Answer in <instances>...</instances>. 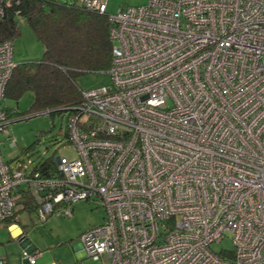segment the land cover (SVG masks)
<instances>
[{"label":"built area","instance_id":"1","mask_svg":"<svg viewBox=\"0 0 264 264\" xmlns=\"http://www.w3.org/2000/svg\"><path fill=\"white\" fill-rule=\"evenodd\" d=\"M80 2L108 14L109 83L82 91L67 122L77 155L56 176L0 154V225L22 188L40 221L98 201L103 223L79 238L104 264H264V0ZM13 47L0 43V132ZM225 233L232 248L215 249Z\"/></svg>","mask_w":264,"mask_h":264},{"label":"trees","instance_id":"2","mask_svg":"<svg viewBox=\"0 0 264 264\" xmlns=\"http://www.w3.org/2000/svg\"><path fill=\"white\" fill-rule=\"evenodd\" d=\"M20 21L25 22L41 42L43 53L36 62L15 65L4 88V99L18 102L24 93L32 92L34 99L26 112L64 113L63 135L67 143L72 144L67 122L81 104L83 91L76 85V77L85 73H106L111 65L108 14L91 11L80 0H22L5 8L0 15V43L14 41L20 32ZM4 107L8 119L18 116L15 110ZM13 159L17 161L15 166L24 165L23 159ZM56 167V161L47 158L26 169L42 176H56ZM18 191L23 189L18 188ZM26 197L32 203V198ZM29 205L34 210L37 208L36 203Z\"/></svg>","mask_w":264,"mask_h":264},{"label":"rangeland","instance_id":"3","mask_svg":"<svg viewBox=\"0 0 264 264\" xmlns=\"http://www.w3.org/2000/svg\"><path fill=\"white\" fill-rule=\"evenodd\" d=\"M70 1V0H62ZM148 0H107V12L114 14L118 10L128 6H140ZM19 35L13 41V60L16 64L23 62H36L42 57L43 46L35 38L33 31L27 27L25 22L20 21ZM76 85L81 90H90L107 85L109 76L106 73H85L76 77ZM34 99L32 92L24 93L18 102L5 98L2 103L10 109L15 110L18 116L11 124H7L4 132H0V154L4 162H10L15 166L17 161L15 157L23 159L24 166L31 168L34 164L44 159L58 158L72 159L76 157V149L72 144H68L64 137L66 119L64 113L36 114L28 113ZM27 117V118H26ZM11 121V120H10ZM15 143L11 146L12 141ZM13 159V160H12ZM32 161L29 163V161ZM57 161V160H56ZM98 201L85 200L73 205V215L66 217L63 215L53 214L43 221L39 217L36 224L28 231V240L37 248V256L45 262H62L64 264H104V257L95 258L87 256L78 250L80 243L79 234L82 231L103 223L104 208ZM64 228V244L56 245L50 241L55 233ZM1 233H5L4 226H0ZM57 234V233H56ZM231 235L225 233V236L219 244H214L215 249H231ZM7 238V237H6ZM5 245V246H3ZM13 245V246H10ZM16 245L17 239L5 241L0 244V252H4V247L10 246L9 257H16L20 264L24 260L21 249ZM18 249V251H16ZM14 255V256H13ZM10 263V261H9ZM40 264V263H38Z\"/></svg>","mask_w":264,"mask_h":264},{"label":"crops","instance_id":"4","mask_svg":"<svg viewBox=\"0 0 264 264\" xmlns=\"http://www.w3.org/2000/svg\"><path fill=\"white\" fill-rule=\"evenodd\" d=\"M14 194H16V197H15L16 198V209H14L16 212L15 213L16 216L14 217V219L3 221V223L1 224L2 226H4L6 232L1 233L0 231V244L4 243V239L5 241H13V242L15 239H17V243L19 245H16V246L18 247V249H21L22 253H23V250H26L29 253H37L38 251H37L36 246H34V244L28 240V231L33 228V225L36 224L35 221L38 220L37 212L36 210L30 207L29 204H32V203H31V200L28 197H26L27 194H25L23 191H18V189L14 192ZM12 225H16L19 228L20 232L18 235L14 234L13 231L11 230ZM63 232H64V228L56 232L57 234L55 233V236L52 239H50V241L55 243V246L64 244V233ZM78 244H79L78 250L81 251L82 253H85L82 248V245L80 243ZM10 246H13V245H10ZM10 246L8 248L4 247V252H0V257H4L6 264H19L18 259H16V257H12V258L9 257L8 252L11 250ZM18 249H16V251H18ZM38 263L40 264H64V261L62 262L57 261L54 263L50 261L45 262L40 258V256H36V264ZM20 264H29V262L27 261V259H24L22 260Z\"/></svg>","mask_w":264,"mask_h":264},{"label":"clouds","instance_id":"5","mask_svg":"<svg viewBox=\"0 0 264 264\" xmlns=\"http://www.w3.org/2000/svg\"><path fill=\"white\" fill-rule=\"evenodd\" d=\"M16 64V63H15ZM11 230L13 231L14 234H19L20 230L16 225L11 226Z\"/></svg>","mask_w":264,"mask_h":264},{"label":"water","instance_id":"6","mask_svg":"<svg viewBox=\"0 0 264 264\" xmlns=\"http://www.w3.org/2000/svg\"><path fill=\"white\" fill-rule=\"evenodd\" d=\"M44 114V113H50V111H43V112H39V113H36V114ZM34 114V113H33ZM27 118V117H26ZM15 120H17V119H11V121L9 120V122H8V124L10 123L11 124V122H14Z\"/></svg>","mask_w":264,"mask_h":264},{"label":"bare ground","instance_id":"7","mask_svg":"<svg viewBox=\"0 0 264 264\" xmlns=\"http://www.w3.org/2000/svg\"><path fill=\"white\" fill-rule=\"evenodd\" d=\"M36 210V212H37V208L35 209ZM30 255H32V256H37L36 254H38V253H29ZM26 259V258H25ZM27 261H28V259H27Z\"/></svg>","mask_w":264,"mask_h":264}]
</instances>
